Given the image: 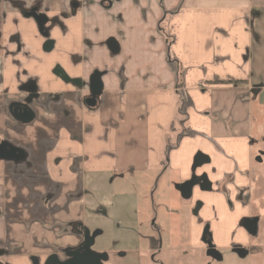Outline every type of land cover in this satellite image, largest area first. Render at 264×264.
<instances>
[{
  "label": "crops",
  "instance_id": "crops-1",
  "mask_svg": "<svg viewBox=\"0 0 264 264\" xmlns=\"http://www.w3.org/2000/svg\"><path fill=\"white\" fill-rule=\"evenodd\" d=\"M33 11L44 18L43 31ZM94 73L102 90L92 107L85 99ZM15 105L30 118L15 117ZM262 142L264 0H0V146L21 153L0 158V264L65 261L85 233L101 264H155L172 235L186 232L180 218L192 246L203 250L205 228L219 248L224 191L230 213L242 225L256 220L258 232L242 189L256 179ZM198 153L208 161L195 165ZM115 173L139 175L145 191L123 192L104 213L99 191ZM191 178L188 208L202 201L178 221L165 211L160 223L169 232L159 247L151 238L160 236L144 229L158 217L125 216L138 232L112 222L110 214L145 207L148 189L149 207L159 193L153 188ZM251 241L233 249L245 253L238 258L262 256L264 246Z\"/></svg>",
  "mask_w": 264,
  "mask_h": 264
},
{
  "label": "rangeland",
  "instance_id": "rangeland-1",
  "mask_svg": "<svg viewBox=\"0 0 264 264\" xmlns=\"http://www.w3.org/2000/svg\"><path fill=\"white\" fill-rule=\"evenodd\" d=\"M263 143V148H264V142ZM256 146L253 149V154L254 156H261L259 149ZM253 162L254 164H260V166H256L258 169L256 170L257 172H254L253 175L256 178L255 180L248 181L250 183L248 185V188L242 189L243 192V197L248 199L245 203L248 208L251 209V212L249 211L248 214L250 216H255L257 215L258 220H259V225H258V232L256 235H250L244 226L242 225V221L239 219L237 220L238 217H236L230 213L233 209L231 208V200L228 198L229 195H227L228 191L222 192L224 195V201L220 203L219 205H223L222 207V212L220 213L222 216L225 213L226 215L223 216L224 222L220 225L219 229L217 227L216 232L219 233V239L217 240L218 243L220 244L219 248L214 245L211 237V233L207 229L203 228L202 232H199V240L203 243V250L201 251L200 248H196L191 245V241L193 239L192 232H190L189 224L184 221V218H180V214L189 212L192 213L194 210L197 211V203L198 201L201 202L202 200H197L195 201V207L193 210L189 207V201L188 199H181L179 196L176 195V193L173 194V192L176 191V188L169 187L168 184L166 185L165 189H152V193H156L159 191L158 196H154L155 200L152 203V206L150 205L149 207L147 206V202L152 201L151 197L149 195V192L151 191L148 189V198L146 199V205L145 207L141 204H139V210L134 212V209L129 210L128 207H126V210L124 209L123 212L117 213L115 216H112L110 214V218L112 219V222L117 224V221H122L123 223L120 224V229L122 231L124 230H130L132 232H138L136 228L132 227H127L126 223H124L123 218L125 216H132V218L136 219L139 221L138 217H134L137 214L140 215L143 218H148L149 222L155 220V217H158L157 225L153 226L151 229L150 227H147L146 223L144 225V229L146 228L147 232H154V235H159L160 238L155 239V237H152V243L157 244V247L160 245V239L165 241L168 237V229H165L164 227L162 228V224L160 223L161 218L164 216L165 211L168 212L169 214H172V217L175 218L177 221L180 218V224L185 226L186 232H176L174 236L172 235V240L167 241L168 245H171L172 248L166 253H157L155 255V264H230V261H233L232 264H264V251L262 253V256L259 254L256 259H252L250 255H257V251H252L249 252V256L244 259H240L237 257L239 256H244L245 254L242 250L235 253L233 249H237L242 243L245 244L246 241H251L252 244H255L256 246L259 244L260 246H264V194H260V196L256 195V189L258 186L264 188V158L262 157L261 162H258L255 157H253ZM108 175V174H107ZM119 174H110L109 178L112 177L114 180L110 182V180L106 179L104 181L105 184V189L103 191H99V196L102 197V202L100 205V209L103 210L105 213V210H107L109 203H114L115 199L118 198V196H123V192H128L132 191L131 195H134V193L137 194V196H141V193L144 192L145 190L140 188L141 186H138V178H140L139 175L136 177L133 174H125V177H118ZM192 177V176H191ZM132 178V179H131ZM263 178V181H262ZM109 183V184H108ZM247 183V184H248ZM176 186V184H175ZM161 191H163V194H161ZM218 190V189H216ZM228 190V189H227ZM240 190V189H239ZM239 190L236 195H239ZM263 191V189H261ZM173 191V192H172ZM241 192V191H240ZM143 194V193H142ZM245 195V196H244ZM254 195V196H253ZM159 198V199H158ZM242 197L236 198L234 196V200L240 204L242 202L241 200ZM131 199L129 202H137L136 198L131 196ZM150 199V200H149ZM126 200V199H125ZM139 203V202H138ZM253 210V211H252ZM160 214H163L160 216ZM188 214V213H187ZM189 215V214H188ZM169 216V215H168ZM221 216V217H222ZM170 217V216H169ZM101 221V225L107 224L109 221L105 219V215L101 217H97ZM188 218V217H186ZM241 218V217H240ZM170 218H168L169 220ZM141 220V218H140ZM173 222V221H171ZM171 222H164L165 225L171 224ZM156 223V220H155ZM212 223V222H211ZM181 225V226H182ZM150 226V225H149ZM158 227V228H157ZM116 229V227H115ZM149 230V231H148ZM239 230H242L243 232H239ZM140 231H143L142 229ZM114 232V231H113ZM241 234L243 236H241ZM143 238V237H142ZM252 238V239H251ZM171 239V238H170ZM228 239V240H227ZM174 240V241H173ZM209 240L212 244V248H214V251H209L207 250V244L206 241ZM225 240H227L225 242ZM110 242V240H108ZM144 240L141 239V242ZM220 241H222L220 243ZM229 243V244H228ZM227 244L229 246H227ZM232 244V245H230ZM223 245H226L225 247ZM191 246V247H190ZM228 248V249H227ZM229 249H232L230 251ZM245 250V248H243ZM220 253V255H219ZM252 253V254H251ZM237 254V255H236ZM223 259H222V256ZM222 259V260H221ZM170 261V262H168ZM162 262V263H161Z\"/></svg>",
  "mask_w": 264,
  "mask_h": 264
},
{
  "label": "water",
  "instance_id": "water-1",
  "mask_svg": "<svg viewBox=\"0 0 264 264\" xmlns=\"http://www.w3.org/2000/svg\"><path fill=\"white\" fill-rule=\"evenodd\" d=\"M32 15H34L35 19L37 20L40 30L43 31L42 29V24L44 21V18L35 13V11L32 12ZM49 44V43H48ZM108 46L111 51L115 52L117 51V44L113 39L108 40ZM102 90V83L99 77L98 73H94L89 80V93L90 95L85 99V104L87 106H94L96 103V98L100 94ZM13 115L17 118L23 119V120H28L30 118V114L27 112V110L19 105H15L13 108ZM21 157V153L19 150L9 147L6 144H3L0 146V158L3 159H18ZM208 158L204 156L201 153H198L195 158H194V164H202L204 162H207ZM197 183L196 178H191L190 180H187L185 182H182L181 184H177L176 188L180 192V195L184 199H188L191 196L192 193V188L193 186ZM243 226L246 229V231L254 235L257 232V221L252 220V219H246L243 222ZM91 244V239L88 238L87 233H85V240L83 245L79 248V251L75 252L71 258L65 260V261H60L56 256H51L46 264H101L100 263V258L101 255L93 252L88 249V247ZM207 247H208V253L210 251H214V248H212V244L209 240L206 241Z\"/></svg>",
  "mask_w": 264,
  "mask_h": 264
},
{
  "label": "flooded vegetation",
  "instance_id": "flooded-vegetation-1",
  "mask_svg": "<svg viewBox=\"0 0 264 264\" xmlns=\"http://www.w3.org/2000/svg\"><path fill=\"white\" fill-rule=\"evenodd\" d=\"M208 248V247H207ZM79 251V250H78Z\"/></svg>",
  "mask_w": 264,
  "mask_h": 264
}]
</instances>
